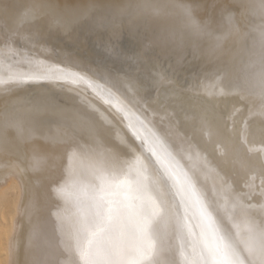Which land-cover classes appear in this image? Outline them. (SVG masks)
Wrapping results in <instances>:
<instances>
[{
  "label": "bare ground",
  "instance_id": "6f19581e",
  "mask_svg": "<svg viewBox=\"0 0 264 264\" xmlns=\"http://www.w3.org/2000/svg\"><path fill=\"white\" fill-rule=\"evenodd\" d=\"M15 188L4 264H264V0H0Z\"/></svg>",
  "mask_w": 264,
  "mask_h": 264
},
{
  "label": "rangeland",
  "instance_id": "374dc122",
  "mask_svg": "<svg viewBox=\"0 0 264 264\" xmlns=\"http://www.w3.org/2000/svg\"><path fill=\"white\" fill-rule=\"evenodd\" d=\"M113 95H115V94H113ZM111 111L114 114H118L120 117H123L124 119H130L132 121H139L141 126L144 127V129L150 133V130L142 122V121H146V119L141 115V113L139 112L138 108L134 105V103L131 101V99L128 97V95H126V105L125 106H121V107L116 108V109H112L111 108ZM18 112H22V110L19 109V110H17L16 113L19 114ZM14 118H22V117L19 116V115L18 116L15 115ZM20 120L21 119H19L17 121H20ZM22 121H28V120H26V118H24V120H22ZM164 157H166V156H164ZM15 190H16V188L15 189H11L0 200V226L3 224V222H6L5 221L6 219H7V223H8V220L9 221L11 220L14 209L17 206H20L21 203H22V200H24L26 198V196H27L26 190L24 191L23 195H21L23 197H20V191H19V193L17 191V190H19L18 188H17L16 191ZM47 202H48V200H46V198L44 197L43 200H42V203L46 204ZM54 205H55V207L57 209L56 212L54 213V216H55L54 218H56L58 224H61L62 220H61V218L58 215L59 210L57 208V207H61V206H60V204H56V203H54ZM192 210H193V206L191 204H186V202L179 204V207H178V214L179 215L178 216L180 218L182 227H184L183 228V236L184 237L186 236L185 227H186V224H187V220H186V216L185 215L189 211L192 212ZM195 214H196V212H195ZM221 215L228 222H230L232 219H234V220L231 221V223H235V222L239 223V224L243 223L242 220H241V216L237 215L236 213H233L231 215H227V214L222 213ZM253 228L255 229V233L257 234V237L260 239L259 240L260 244H263L262 245V249H263V252H264V237H263L264 236V232L260 229L258 224H256L255 222L253 223ZM6 239H7V233L0 232V264H4V261H3L2 257H1V255L5 252L4 248H5V244H6ZM175 257L179 260L178 263H180V264H188L187 263V254L185 253V250L183 249L181 244H180V248H178L176 253H175ZM182 258H183V260H182Z\"/></svg>",
  "mask_w": 264,
  "mask_h": 264
},
{
  "label": "water",
  "instance_id": "95a60500",
  "mask_svg": "<svg viewBox=\"0 0 264 264\" xmlns=\"http://www.w3.org/2000/svg\"><path fill=\"white\" fill-rule=\"evenodd\" d=\"M133 126H135L134 124H133ZM136 127V126H135ZM141 128H144V127H141ZM137 131L140 133V134H142V136L144 137V134H143V132L141 131H139L138 129H137ZM177 170V169H176ZM184 171V170H183ZM218 248V247H217Z\"/></svg>",
  "mask_w": 264,
  "mask_h": 264
}]
</instances>
